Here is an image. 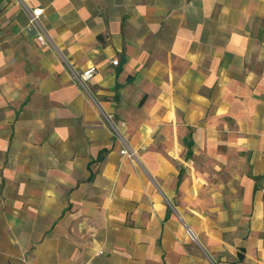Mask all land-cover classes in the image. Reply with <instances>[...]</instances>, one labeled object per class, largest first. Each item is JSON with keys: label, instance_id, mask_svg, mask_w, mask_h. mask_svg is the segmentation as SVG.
I'll return each mask as SVG.
<instances>
[{"label": "crops", "instance_id": "0c3cea01", "mask_svg": "<svg viewBox=\"0 0 264 264\" xmlns=\"http://www.w3.org/2000/svg\"><path fill=\"white\" fill-rule=\"evenodd\" d=\"M0 264H264V0H0Z\"/></svg>", "mask_w": 264, "mask_h": 264}, {"label": "built area", "instance_id": "2783aa9c", "mask_svg": "<svg viewBox=\"0 0 264 264\" xmlns=\"http://www.w3.org/2000/svg\"><path fill=\"white\" fill-rule=\"evenodd\" d=\"M43 10L42 9H33L31 11V14H30V18H29V23L32 24V25H35L37 24V21L40 17V15L42 14ZM38 41L40 43H45V39L42 35H39L37 37ZM112 64L114 65H117L118 64V61L117 60H114L112 62ZM95 73V67H89L86 71H84L81 75H80V79L84 82V81H87L89 80ZM122 154H126L129 158H132L134 156V153L132 152H127V151H122L121 152Z\"/></svg>", "mask_w": 264, "mask_h": 264}]
</instances>
